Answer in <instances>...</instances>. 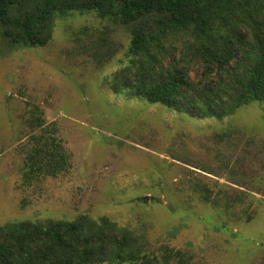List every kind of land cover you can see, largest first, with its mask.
<instances>
[{
  "label": "rangeland",
  "instance_id": "1",
  "mask_svg": "<svg viewBox=\"0 0 264 264\" xmlns=\"http://www.w3.org/2000/svg\"><path fill=\"white\" fill-rule=\"evenodd\" d=\"M128 42L125 26L76 10L43 46L0 39V223L106 216L159 259L171 249L170 264H264V101L200 118L113 92ZM34 106L69 165L25 181Z\"/></svg>",
  "mask_w": 264,
  "mask_h": 264
},
{
  "label": "trees",
  "instance_id": "2",
  "mask_svg": "<svg viewBox=\"0 0 264 264\" xmlns=\"http://www.w3.org/2000/svg\"><path fill=\"white\" fill-rule=\"evenodd\" d=\"M71 10L127 28L126 62L107 77L113 92L200 118L264 101V0H0V39L8 48L43 46L54 18ZM24 121L23 179L65 171L55 124L36 106ZM166 258L106 216L0 223V264H170Z\"/></svg>",
  "mask_w": 264,
  "mask_h": 264
},
{
  "label": "water",
  "instance_id": "3",
  "mask_svg": "<svg viewBox=\"0 0 264 264\" xmlns=\"http://www.w3.org/2000/svg\"><path fill=\"white\" fill-rule=\"evenodd\" d=\"M146 197V196H145Z\"/></svg>",
  "mask_w": 264,
  "mask_h": 264
}]
</instances>
